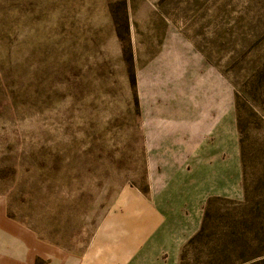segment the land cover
I'll return each mask as SVG.
<instances>
[{
  "label": "rangeland",
  "instance_id": "1",
  "mask_svg": "<svg viewBox=\"0 0 264 264\" xmlns=\"http://www.w3.org/2000/svg\"><path fill=\"white\" fill-rule=\"evenodd\" d=\"M229 122L243 196L174 264H264V0H0V264L81 251Z\"/></svg>",
  "mask_w": 264,
  "mask_h": 264
},
{
  "label": "crops",
  "instance_id": "2",
  "mask_svg": "<svg viewBox=\"0 0 264 264\" xmlns=\"http://www.w3.org/2000/svg\"><path fill=\"white\" fill-rule=\"evenodd\" d=\"M226 130L221 133L213 129L214 139L208 146L204 137L209 132L186 131L177 145L187 170L185 176L171 179L176 188L150 193L148 201L141 194H120L115 208L131 216L119 215L116 225L100 226L77 253L53 247L49 264H174V251L200 227L207 197L243 196L237 138L231 122ZM162 150L158 156L161 161Z\"/></svg>",
  "mask_w": 264,
  "mask_h": 264
},
{
  "label": "trees",
  "instance_id": "3",
  "mask_svg": "<svg viewBox=\"0 0 264 264\" xmlns=\"http://www.w3.org/2000/svg\"><path fill=\"white\" fill-rule=\"evenodd\" d=\"M237 108V106H236ZM240 121H239V117H238V127L240 129ZM242 146V140L240 139V147ZM240 162L241 165L243 166V156L242 153H240ZM246 198V197H245ZM244 198V200H245ZM220 197L218 196H212L209 197L206 202H205V206H204V213H203V218H202V222L201 225L199 227V229L197 230L196 233H194L187 241L186 243L182 246L181 252H180V261L183 259V255H184V250L187 246H189L191 243L197 241L198 239H200L204 234H205V222L206 219L209 217V208L212 204L213 201L219 200ZM208 251H211L210 249H208ZM181 264V262H180Z\"/></svg>",
  "mask_w": 264,
  "mask_h": 264
}]
</instances>
